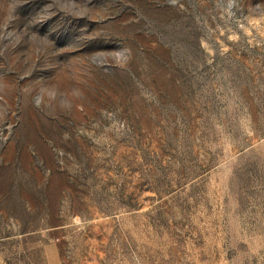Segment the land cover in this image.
<instances>
[{
    "label": "rangeland",
    "instance_id": "374dc122",
    "mask_svg": "<svg viewBox=\"0 0 264 264\" xmlns=\"http://www.w3.org/2000/svg\"><path fill=\"white\" fill-rule=\"evenodd\" d=\"M0 264H264V0H0Z\"/></svg>",
    "mask_w": 264,
    "mask_h": 264
}]
</instances>
